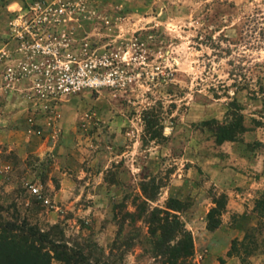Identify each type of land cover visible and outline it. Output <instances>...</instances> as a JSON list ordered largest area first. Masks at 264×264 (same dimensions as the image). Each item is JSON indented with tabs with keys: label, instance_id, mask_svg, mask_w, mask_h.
Masks as SVG:
<instances>
[{
	"label": "rangeland",
	"instance_id": "1",
	"mask_svg": "<svg viewBox=\"0 0 264 264\" xmlns=\"http://www.w3.org/2000/svg\"><path fill=\"white\" fill-rule=\"evenodd\" d=\"M34 1L12 11L0 35V112L11 101L15 139L52 147H11L0 121L2 218L37 225L93 259L159 264L149 216L134 225L122 217L143 201L151 211L176 199L193 240L184 264H264V218L254 212L264 192V0H84L87 12L61 31L74 64L111 74L112 84L66 96L37 93L32 75L7 78L27 60L9 22ZM239 115L246 130L218 144L216 128ZM213 207L220 225L209 229Z\"/></svg>",
	"mask_w": 264,
	"mask_h": 264
},
{
	"label": "trees",
	"instance_id": "2",
	"mask_svg": "<svg viewBox=\"0 0 264 264\" xmlns=\"http://www.w3.org/2000/svg\"><path fill=\"white\" fill-rule=\"evenodd\" d=\"M234 122H226L218 126L215 130V138L218 144L225 141L238 140L239 136L246 130L242 124V116ZM144 196L152 200V196ZM178 200L170 199L164 209H154L147 211L146 201L136 206V212L126 211L122 217V224L128 220L132 225L136 223L142 214L149 216L146 222L151 226L149 241L153 257H160L159 264H184L191 263L193 256V240L189 230L185 228L176 212L181 210L180 205H175ZM225 195L218 200L217 205L224 207ZM2 209V206H0ZM173 211V212H172ZM148 212V213H147ZM220 212L217 207L210 209L208 213L209 229L217 228L220 219L216 215ZM254 212L259 218H264V192L256 199ZM51 228H55L52 226ZM121 227L119 233L121 234ZM59 235V232H55ZM245 234L244 239H253V233ZM253 241V240H251ZM233 246V245H232ZM248 255L255 250L247 246ZM88 254V255H87ZM56 259L62 264H112L101 258L93 259L91 254L83 246H68L59 242L52 236L50 231H42L37 225L22 220L21 223L6 220L0 214V264H51Z\"/></svg>",
	"mask_w": 264,
	"mask_h": 264
},
{
	"label": "built area",
	"instance_id": "3",
	"mask_svg": "<svg viewBox=\"0 0 264 264\" xmlns=\"http://www.w3.org/2000/svg\"><path fill=\"white\" fill-rule=\"evenodd\" d=\"M86 8L84 0H36L26 12L16 13L9 22L10 35L18 44L16 51L27 60L9 69L8 80L32 75L37 93L45 95L42 87L46 86L50 94L64 96L112 84L111 74L100 76L88 64H74L76 59L67 48L70 34L61 31ZM3 55L7 56L6 51ZM31 191L44 199L38 188L33 186Z\"/></svg>",
	"mask_w": 264,
	"mask_h": 264
},
{
	"label": "crops",
	"instance_id": "4",
	"mask_svg": "<svg viewBox=\"0 0 264 264\" xmlns=\"http://www.w3.org/2000/svg\"><path fill=\"white\" fill-rule=\"evenodd\" d=\"M29 0H0V35L4 38L6 37V35L8 34L7 31V22L8 19L10 17V13L14 10H16L17 8L25 5V3H28ZM5 39V38H4ZM6 44V43H5ZM10 103H12L11 101L6 103L8 104L6 106V110L1 113L0 112V121L4 120L5 126H2L1 128V132L8 136V138L6 139L8 141L9 146L11 147H17L18 149H28V150H36V151H46V149H51V144H46V140H44L42 143L40 141H37V144H35V137L30 138L31 142L29 139V136L26 135L25 137V141H21L19 142L16 138L17 134H22V130L21 128L17 127V121L16 118L18 117V115L20 114V112L18 110H15L12 108V110H9L7 112V110L9 109V107H11ZM13 104V103H12ZM113 123H111V125L108 127L109 129H112ZM51 142V140H50ZM21 145V146H20ZM219 180V178H218ZM216 184H219L218 181L215 182Z\"/></svg>",
	"mask_w": 264,
	"mask_h": 264
}]
</instances>
